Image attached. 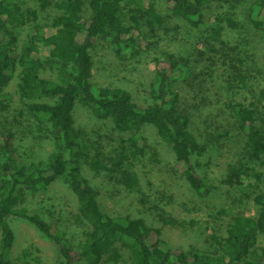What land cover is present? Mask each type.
<instances>
[{
  "label": "trees",
  "instance_id": "16d2710c",
  "mask_svg": "<svg viewBox=\"0 0 264 264\" xmlns=\"http://www.w3.org/2000/svg\"><path fill=\"white\" fill-rule=\"evenodd\" d=\"M164 1L175 17L193 27L202 22L209 2ZM40 2L42 8L51 4L50 0ZM23 5L22 0H0V94L17 73L21 99L30 101L27 108L32 116L51 125L50 135L58 143V150L47 166L30 160L13 129L16 118L9 121L10 105L0 102V264H28L13 256L16 232L12 218L27 221L53 242L65 264H263L257 244L264 234V194L254 197L256 215H233L224 235L212 236L214 243L197 252L185 251L166 245L161 230L144 219L106 215L99 191L81 172L82 163L88 161L96 171L118 172L129 189L137 181L132 173L120 168L127 158L123 153L115 167H107L100 157L89 161L85 133L76 121L78 106L87 108L99 120L110 121L120 132L152 125L173 150L177 171L190 187L198 194L207 190L192 160L202 155L205 147L189 130V118L180 112L178 94L172 90L175 74L187 72V59L175 52L156 58L155 77L148 92L152 102L146 107H139L126 89L93 82L92 51L100 43H110L120 60L152 49L149 34L164 24L156 8L135 0H57L53 3L56 14L50 22L32 24L37 14ZM262 12L264 0H256L252 16ZM254 17L251 20L258 24ZM228 22L236 26L231 19ZM27 25L26 37L20 41L19 34ZM221 30L217 27L215 32ZM47 66L57 67L58 81L41 74ZM233 106L234 122L243 135L248 158L264 165V108L259 109L255 103ZM130 141L133 156H144L145 142H136L135 138ZM243 173V167L227 165L224 182L241 185ZM59 180L76 197L70 213L72 222L87 226L78 245L69 243L57 225L27 206L29 197L41 194ZM22 254L25 256L26 251Z\"/></svg>",
  "mask_w": 264,
  "mask_h": 264
},
{
  "label": "rangeland",
  "instance_id": "374dc122",
  "mask_svg": "<svg viewBox=\"0 0 264 264\" xmlns=\"http://www.w3.org/2000/svg\"><path fill=\"white\" fill-rule=\"evenodd\" d=\"M22 1L24 8L37 14L32 24L50 22L56 14L53 3L57 0H50L46 8H42L40 0ZM135 1L153 5L164 20L161 27L149 34L152 49L120 60L110 43H100L92 51L93 82L126 89L139 107H146L152 102L148 92L155 77L156 58L175 52L187 59V72L175 74L172 90L178 94L180 112L189 118V130L205 147L204 153L192 160L207 190L198 194L190 187L177 171L173 150L152 125L120 132L110 121L99 120L87 108L78 106L75 116L85 133L89 161L100 157L107 167H115L123 153L127 158L120 168L132 173L137 181L129 189L118 172L96 171L88 161L82 163L81 172L99 191V202L106 215L144 219L161 230L160 237L169 247L197 252L214 243L213 235H224L233 215H256L254 197L264 194V165L248 158L233 109L236 103H255L259 109L264 108V12L252 16L256 0H209L202 22L193 27L175 17L164 0ZM252 17L259 23L255 24ZM228 19L236 26L231 27ZM28 27L21 30L20 41L25 39ZM217 27L222 29L219 34L215 32ZM41 74L58 81L57 67L47 66ZM19 83L16 73L4 94H0V102L10 105L9 121L16 118L13 129L27 156L47 166L58 143L50 135L51 125L29 113L30 101L21 99ZM130 138L145 142L141 158L131 153L134 148ZM227 165L243 167L241 185L224 182ZM27 206L29 211L57 225L69 243L79 244L87 226L72 222L70 213L75 209L76 197L62 180L29 197ZM11 223L16 232L14 257L28 264H65L55 244L32 224L20 218H12ZM257 249L264 264V234Z\"/></svg>",
  "mask_w": 264,
  "mask_h": 264
}]
</instances>
